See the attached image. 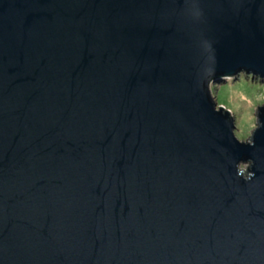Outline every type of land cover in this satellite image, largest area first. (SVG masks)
<instances>
[{
    "label": "water",
    "instance_id": "obj_1",
    "mask_svg": "<svg viewBox=\"0 0 264 264\" xmlns=\"http://www.w3.org/2000/svg\"><path fill=\"white\" fill-rule=\"evenodd\" d=\"M244 73L264 0H0V264H264Z\"/></svg>",
    "mask_w": 264,
    "mask_h": 264
},
{
    "label": "rangeland",
    "instance_id": "obj_2",
    "mask_svg": "<svg viewBox=\"0 0 264 264\" xmlns=\"http://www.w3.org/2000/svg\"><path fill=\"white\" fill-rule=\"evenodd\" d=\"M213 91H216L220 105L235 108L239 133L250 137L258 125V107L264 104V81L244 73L214 83Z\"/></svg>",
    "mask_w": 264,
    "mask_h": 264
},
{
    "label": "clouds",
    "instance_id": "obj_3",
    "mask_svg": "<svg viewBox=\"0 0 264 264\" xmlns=\"http://www.w3.org/2000/svg\"><path fill=\"white\" fill-rule=\"evenodd\" d=\"M251 165V161H249L248 163H242L239 165V173L240 174H243L247 169L248 167ZM251 175V174H249ZM245 179H248V177H245Z\"/></svg>",
    "mask_w": 264,
    "mask_h": 264
}]
</instances>
